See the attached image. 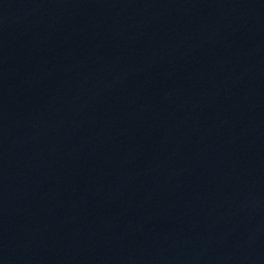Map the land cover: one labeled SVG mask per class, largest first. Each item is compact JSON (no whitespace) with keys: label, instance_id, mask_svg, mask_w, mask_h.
Returning <instances> with one entry per match:
<instances>
[{"label":"water","instance_id":"water-1","mask_svg":"<svg viewBox=\"0 0 264 264\" xmlns=\"http://www.w3.org/2000/svg\"><path fill=\"white\" fill-rule=\"evenodd\" d=\"M0 264H264V0H0Z\"/></svg>","mask_w":264,"mask_h":264}]
</instances>
